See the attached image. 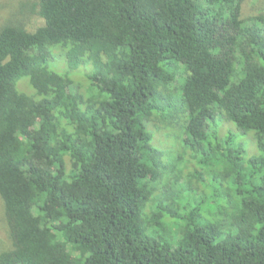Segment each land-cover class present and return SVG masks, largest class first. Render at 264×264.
Wrapping results in <instances>:
<instances>
[{
	"label": "trees",
	"instance_id": "obj_1",
	"mask_svg": "<svg viewBox=\"0 0 264 264\" xmlns=\"http://www.w3.org/2000/svg\"><path fill=\"white\" fill-rule=\"evenodd\" d=\"M248 1L0 9V264H264V3Z\"/></svg>",
	"mask_w": 264,
	"mask_h": 264
},
{
	"label": "rangeland",
	"instance_id": "obj_2",
	"mask_svg": "<svg viewBox=\"0 0 264 264\" xmlns=\"http://www.w3.org/2000/svg\"><path fill=\"white\" fill-rule=\"evenodd\" d=\"M18 3H21V0H0V9L2 8H6L8 6H10L11 4L14 6L17 5ZM260 3H264V0H249L245 6H244V14L247 16H254L257 14V10L256 7L258 5V7L260 6ZM3 6V7H1ZM0 12L2 14L1 15H6L7 14H11V10L9 9H5V10H0ZM42 20H40L39 18L32 20L31 24L33 27H37L40 24H42ZM57 62V61H56ZM56 62H53V64L51 65V67L55 68L56 70H58V72H65V70H61L56 66ZM59 65V64H57ZM85 72V71H84ZM87 73V72H86ZM235 142L237 144H241L244 146L245 150H246V154L249 152L250 154H252L251 152H253L255 146L252 142H250L249 140L245 139V138H238L236 137ZM157 147L163 149L164 151H168V150H172L174 149L172 146V142H169L168 139H166L165 137H163L162 135L157 134V136L154 137V142H153ZM254 147V148H253ZM175 150V149H174ZM193 166V163H187V164H183L182 165V171L183 174H187L189 168H191ZM3 217V212H2V201L0 199V248L2 247H8L9 246V242H8V237L6 234V228H5V224L2 220Z\"/></svg>",
	"mask_w": 264,
	"mask_h": 264
}]
</instances>
